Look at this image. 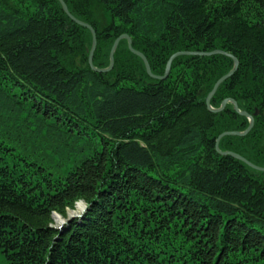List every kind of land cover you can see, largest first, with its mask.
<instances>
[{
  "label": "trees",
  "instance_id": "obj_1",
  "mask_svg": "<svg viewBox=\"0 0 264 264\" xmlns=\"http://www.w3.org/2000/svg\"><path fill=\"white\" fill-rule=\"evenodd\" d=\"M62 1L94 29L98 69L122 34L154 75L178 51L233 55L210 105L233 99L254 124L218 147L264 167V0ZM91 45L58 0H0V253L9 264H264V171L215 149L249 120L229 102L205 105L232 59L181 55L157 80L125 39L110 71L91 70Z\"/></svg>",
  "mask_w": 264,
  "mask_h": 264
},
{
  "label": "water",
  "instance_id": "obj_2",
  "mask_svg": "<svg viewBox=\"0 0 264 264\" xmlns=\"http://www.w3.org/2000/svg\"><path fill=\"white\" fill-rule=\"evenodd\" d=\"M60 3H61V6H62V9L63 11L72 19L74 20L76 23H78L79 25L81 26H84L86 29L90 30L91 32V36H92V45H91V48H90V51H89V54H88V65L89 67L91 68V70L95 71V72H108L110 71L112 68H113V64H114V58H113V55H114V51L119 43L120 40L122 39H125L127 41V46L129 48V50L131 51V53H133L134 55L138 56L143 64H144V67H145V70H146V73L149 75V77H151L152 79H157V80H164L167 78L168 74H169V71H170V66H171V63L172 61L178 57V56H181V55H202V56H209V55H214V54H223V55H226L228 57H230L233 61V67L232 69L226 73L225 75L221 76L213 85L211 91L208 93V95L206 96V99H205V105L207 107V109L210 111V112H219L221 111L224 106L226 105V103H231L233 105V109L238 112L240 115H243L244 117H246L248 120H249V124L247 126V128L244 130V131H227V132H223L221 133L220 135H218V137L216 138V141H215V149L221 154V155H230L242 162H244L245 164H247L248 166H250L251 168L255 169V170H259V171H264V167H260V166H257L253 163H251L250 161H248L247 159H245L244 157L240 156L239 154H236V153H233L231 151H220L219 148H218V143H219V140L223 137V136H244L245 134H247L249 132V130L252 128L253 124H254V119L252 116H250L248 113L244 112V111H240L238 109V106H237V103L233 100V99H230V98H226L224 99L219 108L215 109V108H212L211 105H210V99L212 98V96L214 95L218 85L220 83H222L224 80H226L227 78L231 77V75L234 73V71L237 69L238 67V60L231 54L229 53H226V52H223L221 50H214V51H211V52H189V51H178V52H175L173 53L169 59L167 60L166 62V65H165V70H164V74L162 75H154L151 73V69H150V66H149V63L146 59V57L139 51L135 50L132 48V45H131V39L130 37L127 35V34H122L120 35L119 37H117L110 49V52H109V65L108 67L104 68V69H98L96 67L93 66L92 64V59H93V53H94V49H95V46H96V35H95V31L94 29L89 25V24H86V23H83L81 21H78L76 20L75 18H73L70 14H69V11L67 9V6L65 5V3L62 1V0H58ZM78 203L82 204L83 206V213H84V209L86 208V205L83 201H79ZM75 204V207L77 206V204ZM71 210H68V213L70 212ZM54 217H59L58 214H54ZM63 225V224H62ZM60 226L61 228L63 226Z\"/></svg>",
  "mask_w": 264,
  "mask_h": 264
},
{
  "label": "rangeland",
  "instance_id": "obj_3",
  "mask_svg": "<svg viewBox=\"0 0 264 264\" xmlns=\"http://www.w3.org/2000/svg\"><path fill=\"white\" fill-rule=\"evenodd\" d=\"M70 14V13H69ZM71 15V14H70ZM73 18H75L73 15H71ZM69 17V16H68ZM70 18V17H69ZM71 19V18H70ZM76 19V18H75ZM72 20V19H71ZM78 20V19H76ZM73 22H75L74 20H72ZM80 21V20H78ZM82 22V21H81ZM76 23V22H75ZM84 23V22H83ZM78 24V23H77ZM84 27V26H83ZM120 42V41H119ZM113 45V44H112ZM132 45V44H131ZM118 46V45H117ZM96 47V46H95ZM128 47V46H127ZM117 48V47H116ZM133 48V47H132ZM129 49V48H128ZM134 49V48H133ZM95 50V49H94ZM90 51V50H89ZM131 52V51H130ZM169 59V58H168ZM114 65V64H113ZM152 73V72H151ZM219 148V147H218ZM83 209V208H82ZM83 213V210H79L78 207L72 209V211H70L69 213H67L68 218L72 219L75 216H80ZM68 218H63L61 216L59 217H54V222H55V226L60 227L62 224V226L64 227L65 225H67L66 223H68ZM0 264H9V261L4 257L3 254L0 253Z\"/></svg>",
  "mask_w": 264,
  "mask_h": 264
},
{
  "label": "bare ground",
  "instance_id": "obj_4",
  "mask_svg": "<svg viewBox=\"0 0 264 264\" xmlns=\"http://www.w3.org/2000/svg\"><path fill=\"white\" fill-rule=\"evenodd\" d=\"M76 207H78L79 210H81V209L83 208L82 204H80V203H78ZM76 207H75V208H76ZM71 211H72V210H71ZM59 216H60V215H59ZM75 217H78V216H75ZM73 218H74V217H73Z\"/></svg>",
  "mask_w": 264,
  "mask_h": 264
}]
</instances>
